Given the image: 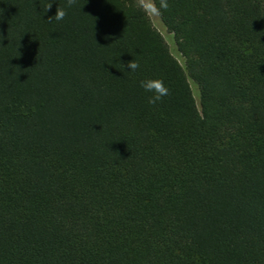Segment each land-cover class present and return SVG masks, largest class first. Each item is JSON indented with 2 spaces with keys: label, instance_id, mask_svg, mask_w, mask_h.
<instances>
[{
  "label": "trees",
  "instance_id": "16d2710c",
  "mask_svg": "<svg viewBox=\"0 0 264 264\" xmlns=\"http://www.w3.org/2000/svg\"><path fill=\"white\" fill-rule=\"evenodd\" d=\"M152 1L182 65L138 0H0V264H264V0Z\"/></svg>",
  "mask_w": 264,
  "mask_h": 264
},
{
  "label": "rangeland",
  "instance_id": "374dc122",
  "mask_svg": "<svg viewBox=\"0 0 264 264\" xmlns=\"http://www.w3.org/2000/svg\"><path fill=\"white\" fill-rule=\"evenodd\" d=\"M139 4L142 6V8L145 10V12L148 15V18L150 19L153 27L160 33V35L163 37L169 51L171 54L177 59V61L182 65L183 60L181 55L179 54L175 39L172 33H170L166 27L162 24L160 18L158 17L156 10L153 5L152 0H138ZM195 97L196 93L194 92Z\"/></svg>",
  "mask_w": 264,
  "mask_h": 264
}]
</instances>
